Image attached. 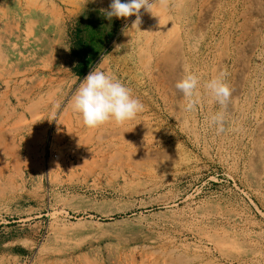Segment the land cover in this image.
<instances>
[{"label": "rangeland", "instance_id": "obj_1", "mask_svg": "<svg viewBox=\"0 0 264 264\" xmlns=\"http://www.w3.org/2000/svg\"><path fill=\"white\" fill-rule=\"evenodd\" d=\"M52 1L80 3L77 22L111 3ZM151 11L139 26L106 17L117 35L99 60H117L111 76L144 110L95 129L79 116L68 185L33 201L0 194V264H264V0H154ZM185 68L200 78L190 112L175 88ZM221 72L226 108L203 87Z\"/></svg>", "mask_w": 264, "mask_h": 264}, {"label": "crops", "instance_id": "obj_2", "mask_svg": "<svg viewBox=\"0 0 264 264\" xmlns=\"http://www.w3.org/2000/svg\"><path fill=\"white\" fill-rule=\"evenodd\" d=\"M79 4L37 0L28 11L0 4V194L33 201L74 175L79 114L71 101L84 79L73 53ZM112 61L93 69L112 75Z\"/></svg>", "mask_w": 264, "mask_h": 264}, {"label": "clouds", "instance_id": "obj_3", "mask_svg": "<svg viewBox=\"0 0 264 264\" xmlns=\"http://www.w3.org/2000/svg\"><path fill=\"white\" fill-rule=\"evenodd\" d=\"M162 4L166 0H160ZM154 0H111L106 17L111 19L127 18L135 15L136 20L133 26H139L140 10L152 12ZM226 72H221L204 83L203 87L211 96L212 100L222 108H226L230 97L231 89L224 77ZM200 78L191 70L185 68V75L176 82L175 88L183 93L187 104L185 111H194L199 102ZM72 109L79 114L82 123L87 128H98L106 123L114 122L121 125L126 121L135 119L138 113L144 110L143 103L134 98L131 90L122 82L104 71L93 69L80 83L71 101ZM225 114L219 111L211 116L210 124L216 127L217 134L225 131Z\"/></svg>", "mask_w": 264, "mask_h": 264}, {"label": "trees", "instance_id": "obj_4", "mask_svg": "<svg viewBox=\"0 0 264 264\" xmlns=\"http://www.w3.org/2000/svg\"><path fill=\"white\" fill-rule=\"evenodd\" d=\"M117 35V26L100 15L86 13L79 18L74 29V56L78 59L76 74L84 78L103 55L110 52L112 41Z\"/></svg>", "mask_w": 264, "mask_h": 264}, {"label": "bare ground", "instance_id": "obj_5", "mask_svg": "<svg viewBox=\"0 0 264 264\" xmlns=\"http://www.w3.org/2000/svg\"><path fill=\"white\" fill-rule=\"evenodd\" d=\"M203 5H204V4H203ZM159 8H160V7H159ZM162 11H163V10H162ZM156 13H157V12H156ZM156 13H155V14H156ZM165 20H168V19H165ZM170 20H172V18H171ZM244 21H245V20H244ZM167 22H168V21H167ZM167 22H165L166 25H167ZM166 27H169V26H166ZM170 28H173V27H170ZM161 29H162V28H161ZM245 29H246V28H245ZM171 30H172V29H171ZM166 31H167V30H166ZM169 31H170V30H169ZM169 31H168V32H169ZM174 31H175V30H174ZM169 33H170V32H169ZM169 36H170V35H169ZM175 37H176V36H175ZM168 39H169V38H168ZM171 40H172V37H171ZM171 40H169V41H171ZM161 41H162V40H161ZM163 42H164V41H163ZM165 42H166V40H165ZM170 43H171V42H170ZM171 45H172V44H171ZM165 46H167V45H165ZM242 47H243V46H242ZM242 47H241V48H242ZM168 53H169V52H168ZM170 53H171V52H170ZM170 57H171V56H170ZM161 58H163V57H161ZM164 58H165V57H164ZM161 60H163V59H161ZM164 60H165V59H164ZM165 63H166V62H165Z\"/></svg>", "mask_w": 264, "mask_h": 264}]
</instances>
